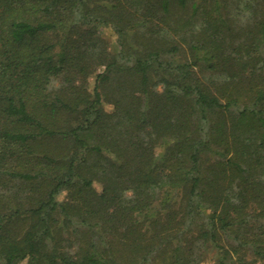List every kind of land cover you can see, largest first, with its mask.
Masks as SVG:
<instances>
[{
	"label": "trees",
	"instance_id": "16d2710c",
	"mask_svg": "<svg viewBox=\"0 0 264 264\" xmlns=\"http://www.w3.org/2000/svg\"><path fill=\"white\" fill-rule=\"evenodd\" d=\"M210 244L264 264V0H0V264Z\"/></svg>",
	"mask_w": 264,
	"mask_h": 264
},
{
	"label": "rangeland",
	"instance_id": "374dc122",
	"mask_svg": "<svg viewBox=\"0 0 264 264\" xmlns=\"http://www.w3.org/2000/svg\"><path fill=\"white\" fill-rule=\"evenodd\" d=\"M102 5V4H101ZM100 13V11H99ZM101 14V13H100ZM100 37L105 39L107 41V44L110 47V50H112V52H116V51H120L121 47L118 41V35L115 33V31L113 30V28L111 26H103L100 29ZM186 46V45H185ZM188 49L185 50V52H187ZM180 55V54H177ZM103 68H100L99 71H102ZM59 82V81H57ZM94 86V76H92L91 78V87ZM158 152L163 153L164 152V148H159ZM96 187L100 188L101 185H99L98 183H96ZM65 197V193H62L59 197V199H63ZM209 253H208V260H205L204 262L200 263V264H212L214 262V259L212 257V255L214 253H216V246L214 244H210L209 245ZM25 264V263H24Z\"/></svg>",
	"mask_w": 264,
	"mask_h": 264
}]
</instances>
